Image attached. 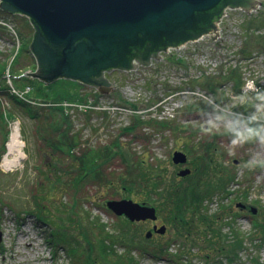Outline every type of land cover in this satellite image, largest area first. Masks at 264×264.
<instances>
[{"label":"rangeland","instance_id":"374dc122","mask_svg":"<svg viewBox=\"0 0 264 264\" xmlns=\"http://www.w3.org/2000/svg\"><path fill=\"white\" fill-rule=\"evenodd\" d=\"M258 2L249 12L225 6L210 41L215 31L168 46L149 64L104 70L107 93L24 74L37 68L29 48L34 27L0 8V156L16 133L24 158L11 169L10 157L0 166V264H84L86 257L89 264H264L257 226L264 222V144H233L226 131L233 120L243 130L260 106L247 99L254 94L246 83L264 91V0ZM207 103L209 110L202 108ZM205 145L213 151L205 168L229 178L223 187L208 172L199 178L211 182L200 205L163 200L172 210L168 221L156 192L141 194L146 175L160 174L174 196L194 189ZM174 151L186 153V161L173 163ZM184 168L189 173L179 176ZM121 199L158 206L161 213L147 219L158 218L167 231L151 239L146 219L130 220L108 206Z\"/></svg>","mask_w":264,"mask_h":264},{"label":"water","instance_id":"95a60500","mask_svg":"<svg viewBox=\"0 0 264 264\" xmlns=\"http://www.w3.org/2000/svg\"><path fill=\"white\" fill-rule=\"evenodd\" d=\"M220 4L226 6L223 0H0L2 10L26 16L34 27L29 48L37 68L24 74L46 84L59 78L77 80L96 86L100 93L111 89L104 70L149 64V57L160 58L157 52L207 32L215 31L208 40L214 39L219 29L215 22L225 13L222 7L214 12L217 18L207 30H189L206 11ZM257 4L258 0H246L228 6L249 12ZM172 154L173 163L186 161L183 152ZM189 171L184 168L178 175ZM108 206L130 220L155 216L154 207L125 199L109 201Z\"/></svg>","mask_w":264,"mask_h":264},{"label":"trees","instance_id":"16d2710c","mask_svg":"<svg viewBox=\"0 0 264 264\" xmlns=\"http://www.w3.org/2000/svg\"><path fill=\"white\" fill-rule=\"evenodd\" d=\"M223 1L226 3V6L231 5L235 2H238L239 4H242V3L245 4V2H246V0H223ZM221 7L223 10V8L225 6L223 7L220 4L219 6H216L212 9L206 11L205 16L203 18L202 17L199 18L198 21L195 22V24L193 25L194 29L189 30V32L198 33V32H201L203 30H207L209 28V26L211 25L212 21L217 18V17H215L214 12L216 10H219ZM0 68H2V65H0ZM16 80H18L20 82L22 80H27V79L26 78H18ZM204 85L207 88L213 87L212 81L208 80V79L205 80ZM14 100H15L16 104L19 103L24 107H30L27 103H24L23 101H20L15 97H14ZM199 104L200 103H198L197 106H199ZM202 108L209 110V108H211V105L209 103H207V105H203ZM242 113H243V115L246 114L245 111H242ZM35 114H36V112H35ZM234 116H236V115H231L230 118H233ZM1 118L3 120V117L1 116V111H0V121H1ZM167 124H168V122H166V123L162 122V126L167 125ZM73 139H74V135L72 137V141H70L71 144H73L75 142V140L73 141ZM65 140L66 139H64V141ZM209 145L208 146L205 145V147H204L205 154L201 155V159H200L201 160V163H200L201 166H199V167L196 166L195 170L197 173H195L194 176L192 177V178H194V180H193L194 184H196L194 189L182 190V191L179 190L177 192H174V194H175V196H174L172 194L171 189L167 188V186L165 185V183L161 179L162 177L160 176V174L153 176L152 180L149 179V176H148L149 174H148V175H146L147 179L144 181V185L142 186V188H145V191H143L141 193L142 196L151 198V197H153L152 195L156 192V194H157L156 199H158L160 201V206L163 209H166L165 204L167 205V202H168V206L172 204L173 198H176L177 201L180 202V206H191L193 204L200 205L206 199V197L208 195V190H205L204 186L208 187L207 185H209V183L211 184V182L210 181L206 182V180L199 182V178L206 177L207 172H208L212 179L216 180L218 183L221 184V187H223L225 180H227L229 178L228 176H226V174L224 172L220 175H219V173H218V175H212L211 173H213L212 172L213 167L205 168V165L208 164L206 161L210 160L211 154L213 152V151L209 150ZM2 151H3V149H2ZM96 175L100 176L101 174L96 173ZM140 175H141V173H140ZM218 178L220 179V181H218ZM133 181H135V182H133ZM133 181H132V183H133L134 187H136L137 182L134 179H133ZM199 185H200V187H199ZM161 186H163L165 188L164 191H159V188ZM163 200H167V202L164 204L162 202ZM180 206H177V207L181 208ZM185 208L186 207H184V209ZM179 214H181V210H180ZM257 226H258V228L261 229L262 232H264V222H262L261 224H257ZM215 229H216L215 231H217V232L219 231V229H217V228H215ZM59 240L65 242L67 244L68 242H70V237H67L63 234V235H60ZM99 246L104 247L106 245H105L104 241H101V244L99 243ZM99 246H98V248H99ZM104 250L107 251V248H105ZM71 251H74V250L72 249ZM230 256L235 257L234 255H229V254L227 255V257L231 259L232 257H230ZM87 258L88 257L84 258V260H85V262H83L84 264H89V263H87V260H86ZM253 264H261V263H259L258 261H255Z\"/></svg>","mask_w":264,"mask_h":264},{"label":"clouds","instance_id":"9594fccd","mask_svg":"<svg viewBox=\"0 0 264 264\" xmlns=\"http://www.w3.org/2000/svg\"><path fill=\"white\" fill-rule=\"evenodd\" d=\"M245 87L254 94L251 97H247V93H245L247 99L253 106H256L257 101H259L260 106L255 113L247 118L243 130L237 127L238 121L233 120L226 125V131L233 134V144H238L242 140L253 138L257 139L261 144H264V91L257 89L253 81H248ZM249 125H255V127H250ZM212 126L209 125V127Z\"/></svg>","mask_w":264,"mask_h":264},{"label":"flooded vegetation","instance_id":"af4514ba","mask_svg":"<svg viewBox=\"0 0 264 264\" xmlns=\"http://www.w3.org/2000/svg\"><path fill=\"white\" fill-rule=\"evenodd\" d=\"M183 152V151H182ZM184 153V152H183ZM185 155H186V153H184ZM186 157H187V155H186ZM143 202H145V203H147V204H152V203H149V202H147V201H143ZM150 206H152V205H150ZM167 206H168V204H167ZM157 211H158V213H161L160 212V210H159V208H158V206H157V208H155ZM170 208H166V209H164V214H165V216H166V219L169 221L170 219H171V212H172V210L170 209ZM157 211H156V213H157ZM160 215V214H159ZM158 214H157V217L159 216ZM173 215V217H176L174 214H172ZM161 216V215H160ZM158 218H156L155 220H150V219H146V220H144V222H146V223H148V229H147V236H149L151 239L153 238V239H156L158 236H162V231L164 230V231H167L166 230V225L165 224H159L158 223ZM182 227L181 228H184V226H186V225H181ZM187 227V226H186ZM162 230V231H161Z\"/></svg>","mask_w":264,"mask_h":264},{"label":"bare ground","instance_id":"6f19581e","mask_svg":"<svg viewBox=\"0 0 264 264\" xmlns=\"http://www.w3.org/2000/svg\"><path fill=\"white\" fill-rule=\"evenodd\" d=\"M221 17H222V15L219 17V20H220ZM216 22H218V21H216ZM8 151H9V153L14 152V151H19V152L21 151V143H20L16 133L12 134V136H11L9 142H8ZM7 163H9L11 165V164L16 163V162H13V159H12V160L7 161ZM12 166L13 165H11L7 169H11Z\"/></svg>","mask_w":264,"mask_h":264},{"label":"built area","instance_id":"2783aa9c","mask_svg":"<svg viewBox=\"0 0 264 264\" xmlns=\"http://www.w3.org/2000/svg\"><path fill=\"white\" fill-rule=\"evenodd\" d=\"M7 151H6V154L5 156L2 158V161H1V164L0 166L3 168L5 167L3 164L5 163V159L8 160V157H10V159H13V161L17 160L18 162L20 161V156L22 155V152L20 151H14V152H11L9 153L8 151V143H7ZM9 153V154H8Z\"/></svg>","mask_w":264,"mask_h":264}]
</instances>
